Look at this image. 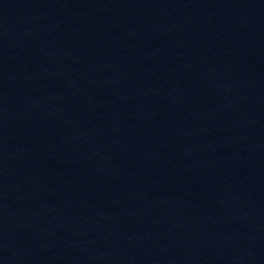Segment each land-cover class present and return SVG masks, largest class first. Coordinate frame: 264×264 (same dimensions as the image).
<instances>
[{"label":"water","instance_id":"water-1","mask_svg":"<svg viewBox=\"0 0 264 264\" xmlns=\"http://www.w3.org/2000/svg\"><path fill=\"white\" fill-rule=\"evenodd\" d=\"M243 0H0V226L68 147Z\"/></svg>","mask_w":264,"mask_h":264}]
</instances>
